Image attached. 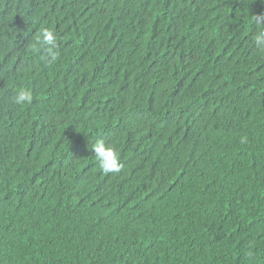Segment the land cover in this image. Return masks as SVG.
Masks as SVG:
<instances>
[{
  "label": "trees",
  "instance_id": "trees-1",
  "mask_svg": "<svg viewBox=\"0 0 264 264\" xmlns=\"http://www.w3.org/2000/svg\"><path fill=\"white\" fill-rule=\"evenodd\" d=\"M258 18L264 0H0V264H264Z\"/></svg>",
  "mask_w": 264,
  "mask_h": 264
},
{
  "label": "clouds",
  "instance_id": "clouds-1",
  "mask_svg": "<svg viewBox=\"0 0 264 264\" xmlns=\"http://www.w3.org/2000/svg\"><path fill=\"white\" fill-rule=\"evenodd\" d=\"M253 41L258 50L264 52V18L257 19V32ZM32 50L39 52L41 48L53 60L57 57V36L53 30L43 28L32 42ZM33 95L30 91L21 90L12 98L15 105L31 104ZM95 158L99 162V167L104 173H119L122 168L120 152L111 144H106L103 140L96 141L92 148Z\"/></svg>",
  "mask_w": 264,
  "mask_h": 264
}]
</instances>
